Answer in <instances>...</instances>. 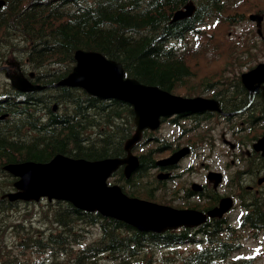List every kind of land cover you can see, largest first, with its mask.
<instances>
[{
  "label": "trees",
  "instance_id": "trees-1",
  "mask_svg": "<svg viewBox=\"0 0 264 264\" xmlns=\"http://www.w3.org/2000/svg\"><path fill=\"white\" fill-rule=\"evenodd\" d=\"M188 1L6 0L0 8V45L5 44L8 54L25 51L33 67L44 66L51 74L45 81L47 83L65 76L75 62V50L84 48L100 51L109 58L121 61L126 75L141 82L194 93L191 92L194 89H190L195 73L190 64V49L175 52L172 47L163 48L157 40L164 31L180 33L191 25L189 21L178 24L170 21L174 11ZM197 1L199 8L192 21H198V24L211 12L222 10L223 0ZM201 31L208 33L204 28L197 34ZM15 38L16 42L13 41ZM53 89L60 95L40 98L41 101L37 100L36 104L18 102L17 96H14L0 105V173L5 172L3 165L6 162L28 159L47 161L58 152L88 159L126 153L125 140L135 129L134 111L128 103L118 100L105 103L100 99L97 102V98L87 92L69 86ZM45 95L37 94L38 97ZM54 102L60 105L58 112L53 110ZM6 111L15 116L13 120L1 117ZM141 161L143 164L154 163L152 155L143 156ZM144 181L140 173L130 182L122 176L128 193L154 199L147 186L148 192L138 188L143 186ZM125 182L130 187L125 186ZM1 189L0 185V212L13 205L1 197ZM48 214L55 227L48 235L50 242L60 245L67 252L69 264H98L103 259L116 261L117 264L140 261L149 264L148 254L152 252V245L146 241L145 233L127 223L103 217L98 212L81 211L63 202L51 206ZM249 222L258 226L264 224V211L255 209ZM5 223H0V238ZM93 225L98 227L97 238L75 249L76 245H80L86 227ZM223 229L232 231L223 222L215 221L214 233L205 235L203 244L184 257L183 263L255 264L243 256L232 257L239 246L230 243L233 234L224 236ZM149 237L156 239L157 235L151 233ZM5 264L17 263L9 261Z\"/></svg>",
  "mask_w": 264,
  "mask_h": 264
},
{
  "label": "water",
  "instance_id": "water-1",
  "mask_svg": "<svg viewBox=\"0 0 264 264\" xmlns=\"http://www.w3.org/2000/svg\"><path fill=\"white\" fill-rule=\"evenodd\" d=\"M2 2H0L1 4ZM175 14V19L181 17ZM73 71L57 84L80 86L90 94L101 98H118L134 105L137 130L127 141L128 156L89 160L56 154L48 162L26 161L7 166L21 178L15 182L20 189L9 196L15 198L63 199L84 210H97L104 216L124 220L141 230L165 231L181 225L194 226L206 219V215L194 209H177L169 205L127 195L118 184L107 183L108 177L120 164H126L130 176L139 165L138 156L131 146L141 137L145 127L156 128L161 115L173 111L194 108L199 98L174 96L157 86L141 83L136 78L125 77L120 61L107 58L94 50L79 49ZM13 83L21 89H38L21 76L13 77ZM264 153V138L256 144ZM211 209V215H221L228 206Z\"/></svg>",
  "mask_w": 264,
  "mask_h": 264
},
{
  "label": "rangeland",
  "instance_id": "rangeland-1",
  "mask_svg": "<svg viewBox=\"0 0 264 264\" xmlns=\"http://www.w3.org/2000/svg\"><path fill=\"white\" fill-rule=\"evenodd\" d=\"M252 3H263L264 0H251ZM254 7H248V6H242L240 5L238 8H234L230 10V12H234L236 9L239 11H242L243 14L248 13L249 11H256L253 9ZM217 19V18H216ZM220 22H216L214 27L207 28L209 32H212L215 35V40L220 45L221 49L224 52H228L229 50L233 49V44L235 42V38L240 39H248L251 34H256V24L253 21H249L248 18H244L241 22L236 23V25H233V29H230L226 22V18L221 17L219 18ZM214 20H212L210 23H213ZM264 30V27H263ZM248 36L242 35L244 33H248ZM261 38H259L260 40ZM253 39H250L249 42H251ZM255 42V41H254ZM253 42V43H254ZM207 44V40L204 39L201 43ZM244 48L240 47L237 51V54L240 53ZM255 49H259V57L260 60H263L264 56V41L259 42L256 44ZM192 67L194 72L196 73L198 79L205 82L209 77L212 76V72L214 69H216L218 65L217 60H213L206 56L204 50L201 54L198 55L197 59L192 61ZM230 72L227 71L226 75ZM4 78V75H1ZM232 76V75H231ZM190 89H195L194 85ZM181 92V90H177ZM217 128L214 131V138H217L216 144L214 146L207 145L206 147L202 149L195 150L191 156L187 157L181 164L182 168H178L176 170V173H181L180 176L176 177V179H171L170 182H168V189L162 191H157L156 193H164L165 195L169 194V197H171L172 200H174V204H191L194 200H186V199H180L178 196L180 193L185 192L188 187L192 185L193 182H197L199 184H203L207 181L206 174L210 170L215 171H222L226 170V174L233 172V167L238 168L237 165L235 166H228L227 164L230 161V157L232 155V149L230 146L225 145L222 140V134L225 132L227 135V138L232 139L233 141H236L237 138L232 135V133L229 132L230 125L227 123L225 124L224 121L216 122ZM171 129H173V133H171ZM170 129V132L168 135L170 140H174V142H178L179 139L181 141H186L189 139V136L185 137H179V130L176 127H173ZM260 131L261 129H257ZM202 135H193L192 138H201ZM247 147H244V152H246ZM166 154L160 155V157L164 156ZM43 202V201H42ZM172 203V204H173ZM42 204H46L44 201ZM238 206L236 208H239L240 203L237 204ZM42 206L40 204H33V203H22V205L14 208L9 209L6 211H3L0 213V218L3 220L5 219L6 223L4 224V233L2 234L0 238V247L5 251L4 255L7 256H15L17 255L19 259H36L38 257V253L32 248V247H23L22 242L24 241V237H22L25 232H20L18 230V227H16L14 224L19 222V219H30L32 220V226L30 227L31 232L36 231L38 227L46 229L49 225V223L44 220V217L40 216V213L42 210ZM37 219V222H34V220ZM27 220V224L31 225V221ZM30 231V230H29ZM95 234L93 236H97V231L93 229ZM254 232V231H251ZM92 234L87 233V237H85V241L88 242L92 240ZM196 238H199L196 236ZM244 248L242 251L245 252L247 256H253L256 257V262L258 264H264V229L259 231L258 235L250 236L248 235L247 238L244 240ZM181 248H184L185 246H189L191 248L192 246L196 247V244L193 243H182ZM186 248V247H185ZM167 250H175L174 246L170 248H161V250L157 251L154 256H157V258L164 252H167ZM40 254V253H39ZM4 255H0V259L4 257ZM67 256H63L62 258H66ZM152 263V262H151ZM150 263V264H151ZM174 264H179L178 262Z\"/></svg>",
  "mask_w": 264,
  "mask_h": 264
},
{
  "label": "flooded vegetation",
  "instance_id": "flooded-vegetation-1",
  "mask_svg": "<svg viewBox=\"0 0 264 264\" xmlns=\"http://www.w3.org/2000/svg\"><path fill=\"white\" fill-rule=\"evenodd\" d=\"M216 96H217V94H216ZM185 116L186 117H190L191 115L187 114ZM166 120H164V121H166L165 123L179 124V122H178L179 119H178L177 116L172 117V118H168ZM147 132H149V130H145V134H147ZM149 136L153 137L154 135L151 134ZM258 138L259 137H257L256 139H258ZM224 141H225V138H224ZM236 143H237V146L235 145V146L231 147V149L233 151H235V153H237V154L245 153L244 152V147H245V145H247V142H244L243 140L238 139ZM186 144H190L191 146H193V142L192 141H189ZM142 146H143L142 143L135 145V149H136L135 152L139 155L140 160H142L143 156H145V155L147 157L150 156V155H153L154 150H151L149 152H147V151H139ZM246 156H247L246 160H245V158H241L240 159L241 163H242L241 167H243V170L240 171L241 175H243L242 176L243 185H242V189L240 191L239 197L241 199V201H240L241 204L243 205L244 209L247 211L254 205V202H255V200L258 197L257 195H255V193H257L256 191L259 192L260 189L264 187V184L255 185L254 184V180H252V178H254V174L258 171L257 169H258L259 165L262 163L264 158L260 155V153L254 151V150H252V151L251 150H246ZM155 164L156 163L154 161V163L152 165H155ZM152 165L147 164V163L143 164V162L141 161V165L140 166H144V167H146L145 170H148ZM154 167L156 168V166H154ZM203 187L211 189V192L208 194V199L210 201L214 202L215 199L219 198L220 194L218 193V191L216 189L211 187V184L209 182H207V184L205 186H203ZM187 193H189V192H187ZM173 202H174V200H173Z\"/></svg>",
  "mask_w": 264,
  "mask_h": 264
}]
</instances>
